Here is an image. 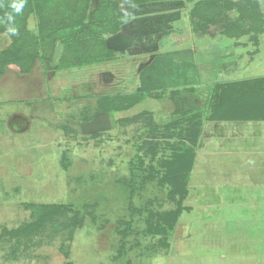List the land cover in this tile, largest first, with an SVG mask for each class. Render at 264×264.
Listing matches in <instances>:
<instances>
[{"label": "rangeland", "instance_id": "374dc122", "mask_svg": "<svg viewBox=\"0 0 264 264\" xmlns=\"http://www.w3.org/2000/svg\"><path fill=\"white\" fill-rule=\"evenodd\" d=\"M239 1L245 8L242 0H232ZM255 1L262 18L243 19L241 22L249 24L244 33L236 30L234 37L230 27L224 33V23L215 22L201 36L264 38V0ZM219 5L216 2L212 9ZM241 7L221 8L225 16L239 19ZM247 13L251 18V12ZM27 20L33 29V16ZM186 35L189 38V31ZM2 36L10 40L8 35ZM54 44L43 41L42 54L53 51ZM129 63L130 59L124 60L122 67L131 78L134 73ZM110 69L112 72L113 66ZM120 72L113 69V83L123 76ZM250 73L229 74L228 78L239 84L250 77L264 79V72L251 69ZM100 75L93 74L94 79ZM84 76L72 75L77 81L61 89L60 95L49 90L55 108L60 102L71 105L72 117L81 122L77 107L86 105L91 113V102L97 99L95 91L86 93L88 100L78 98L80 91L91 87L86 83L82 88ZM92 87L94 90L95 84ZM165 90L166 95L174 91ZM247 98L243 94L242 100L233 103L234 108ZM102 99L108 104L107 98ZM169 103L178 102L148 96L127 112L103 121L95 114L93 127L77 131L55 129L26 114L22 122L11 121L13 113L0 112V264H264V194L260 193L264 190V155L230 153L227 141L221 138L229 139L230 122L240 119L205 120L203 112L191 165L177 180H167L161 168L173 142L191 144V138L177 135L174 126L166 130L169 122L177 127L190 125L184 111L171 115L184 107L170 108ZM9 109L17 113L19 108ZM83 109L80 113L85 114ZM126 113L133 116L124 118L126 122L116 121ZM243 116L238 118L245 119ZM260 117L258 113L249 119ZM94 132L97 134L91 135ZM257 140H249L256 149L263 146ZM169 212H177L171 228L162 222ZM33 224L37 227L28 235L15 232ZM156 225L167 229L148 230Z\"/></svg>", "mask_w": 264, "mask_h": 264}, {"label": "crops", "instance_id": "0c3cea01", "mask_svg": "<svg viewBox=\"0 0 264 264\" xmlns=\"http://www.w3.org/2000/svg\"><path fill=\"white\" fill-rule=\"evenodd\" d=\"M110 1L117 4L118 12L125 18V22L120 24L118 31L109 34L104 40L106 48L112 51V56L117 59L89 64L86 68L79 66L61 70L58 65L62 57L63 46L59 40H56L49 58L42 61L41 55L36 57L29 69H21L16 64L4 66L0 74V112H4V115L13 113L11 121L18 122L20 120L22 122L26 114L27 117L29 115L45 120L55 129L77 131L81 128L93 127L95 125L94 117L99 118L100 116L103 121L108 116L127 112L137 105L133 102L131 108L111 113L99 108V99L105 95L124 96L126 103V98H131L134 95L139 96L141 101L142 96L144 98L153 96L155 99L164 96L166 100L172 98L178 103H169L170 108H174L177 104L181 108L184 107L180 111L172 112L171 115H173V113H181L188 109L204 110L216 83H228L236 80L228 78L229 74L241 73V75L250 76L248 74H251V69L264 72V38H203L204 32L194 31L190 19L191 3L188 4L185 0ZM96 2L97 0H90V11L94 9ZM175 23L176 25H174ZM182 23L187 27L183 28ZM188 31L189 38L186 35ZM196 33L198 34L196 35ZM8 42V38H0V48ZM226 48L229 49L226 51ZM126 57L127 59H125ZM128 59H130L129 67L134 73L131 78L124 75L122 67L123 61ZM111 65L113 69H119L121 75L124 76L115 83L111 80V77L114 76L113 69L112 72L110 69ZM75 73L79 77L85 75L86 80H82L84 81L81 83L82 88L87 86L86 83H91L90 88L88 86L80 91L78 98L88 100L87 96L85 97L86 93L94 91L96 93L94 96L97 97L95 101L91 102L93 108L91 113L85 110L86 105L77 107L76 114L82 122L72 117L71 105L60 102L59 106L55 108L54 100L50 99V94L60 95L61 89L77 81L70 78ZM95 73L101 74L97 80L93 76ZM260 77H254V79ZM120 80L126 81L123 84ZM92 84H95L94 90ZM119 84H123L124 87L123 85L120 88L115 86ZM54 88L56 92H54ZM165 88L174 91L172 94L167 93L166 95V92L165 94L161 92ZM51 89L53 92L49 94ZM102 91L104 94L99 95ZM155 94L160 95L155 96ZM259 105L263 106L255 101L254 105L252 102L251 104L246 102L244 106L250 111L247 110L251 116L257 112L260 114V118L249 119L245 113V119L230 122L232 126L229 129V139L220 137L222 142L227 141V144L223 143L222 146L225 144L227 148L230 147L228 149L230 153L236 151L238 154L264 155V108L260 109ZM9 107L19 109H17V113H14L16 110H10ZM80 109H83L85 114L80 113ZM62 111L67 115L62 116ZM95 114L96 116H94ZM132 116H127L126 113L123 118H116V121L120 122L124 118ZM234 123H238L237 127L233 126ZM220 131L226 132L227 130L221 129ZM222 135L224 136V134ZM253 138L258 139L256 142L262 143L263 146L256 149L257 147L249 141ZM252 185L250 184V186ZM260 193L264 194V190ZM251 200L254 201V199Z\"/></svg>", "mask_w": 264, "mask_h": 264}, {"label": "trees", "instance_id": "16d2710c", "mask_svg": "<svg viewBox=\"0 0 264 264\" xmlns=\"http://www.w3.org/2000/svg\"><path fill=\"white\" fill-rule=\"evenodd\" d=\"M185 2L192 4L190 19L193 22L195 32L197 30L204 32L207 25L223 22L224 24L221 25L222 31L225 33L230 27L229 32L233 31L235 37L236 30H243L244 33L247 25H249L241 22L243 19L246 18L251 21L254 18L259 17L258 20L262 18L255 0H242L241 2L246 4V9L243 6L241 7L240 1L233 3L232 0H185ZM216 2H219L220 5L216 10H213L212 8ZM13 3L23 4V8L19 13H16L12 8ZM234 6L241 7L239 19L229 18L222 13L223 10L232 9ZM249 11L251 12V18L247 13ZM9 14L13 16L11 22L7 19ZM28 16L34 18L33 29L28 27ZM124 19L118 12L117 4L110 0H97L92 11H90V0H0V37L4 34L3 36L8 35L10 39L4 47L0 48V74L7 64H16L21 69H29L36 57L41 55L42 61L48 59L50 52L49 54H42V44L45 40L53 44L56 40H59L63 46L58 67L83 66L115 60L117 58L112 56V51L106 48L104 40L109 34L118 31L120 24L125 22ZM241 23L242 25L245 24L246 27H242ZM9 27H14L17 33L10 32ZM69 52L73 56H67ZM64 61H68L69 64H64ZM239 83L238 81L216 83L212 88L208 105L204 110H191L192 112L186 110L183 112L190 125L183 124L177 127L171 122L166 124V130L171 125L174 126L175 132H179L177 135L181 136L183 134L184 137L191 138V144L180 142V140L173 142L169 156L164 159L161 168L164 172L163 176L167 180L172 182L177 180L178 175H181L180 173L183 170H188L189 165H191L192 158L195 155V147L200 137L201 127L198 129V121L200 122L203 112L207 115L205 120L216 121L221 118L228 120L241 119L238 117L245 115V113L247 117H250L251 115L247 112L248 109H245L244 106L246 102H252L254 105L257 101L263 103V106L259 105V108H264V79L243 80L241 84ZM161 92L165 94L166 91L162 90ZM241 94L246 95L248 98L247 101L244 100V103L238 104L239 108L236 109L233 103L242 100ZM134 96L131 97L132 100L126 98V103L124 96L117 94L105 95L102 98H107L106 102L108 104L100 98L99 108L108 110L111 113L128 109L133 105V102L141 101L139 96H135V98ZM259 96L260 98H258ZM136 99L137 101H135ZM253 109L256 110V108ZM206 111H209V113ZM190 113L198 115V117L193 119L188 115ZM255 115H257V112ZM174 130L172 129V131ZM172 131H168L167 134H171ZM181 179H184V183L185 175L184 177L181 176ZM176 215L177 212L166 213L162 217V222L166 227L171 228L176 220ZM151 226L148 230L152 229L154 232L166 231L167 229L159 225ZM36 227V224L27 225L15 232L19 233L18 235H28L35 231Z\"/></svg>", "mask_w": 264, "mask_h": 264}, {"label": "clouds", "instance_id": "9594fccd", "mask_svg": "<svg viewBox=\"0 0 264 264\" xmlns=\"http://www.w3.org/2000/svg\"><path fill=\"white\" fill-rule=\"evenodd\" d=\"M12 8L14 9V11L16 13H19L22 10V8H23V4L22 3H19V4L13 3L12 4ZM7 19H8L9 22H11L13 20V16L11 14H9L8 17H7ZM8 30L10 32H12L13 34H16L17 33V30L14 27H9Z\"/></svg>", "mask_w": 264, "mask_h": 264}]
</instances>
